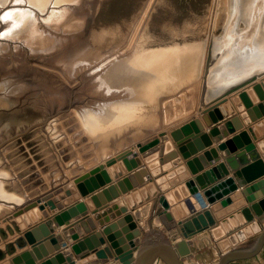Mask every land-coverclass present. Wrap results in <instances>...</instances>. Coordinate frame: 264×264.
I'll use <instances>...</instances> for the list:
<instances>
[{"label": "rangeland", "instance_id": "obj_1", "mask_svg": "<svg viewBox=\"0 0 264 264\" xmlns=\"http://www.w3.org/2000/svg\"><path fill=\"white\" fill-rule=\"evenodd\" d=\"M258 1L0 0V247L10 237L12 252L34 241L35 210H59L52 217L67 231L85 210L63 209L87 197L75 179L103 165L91 185L102 172L110 183L120 175L106 160L127 148L154 174L176 166L173 131L264 74ZM154 137L143 154L136 145Z\"/></svg>", "mask_w": 264, "mask_h": 264}, {"label": "crops", "instance_id": "obj_2", "mask_svg": "<svg viewBox=\"0 0 264 264\" xmlns=\"http://www.w3.org/2000/svg\"><path fill=\"white\" fill-rule=\"evenodd\" d=\"M242 90L237 91L233 93V95H230L228 97V102L230 101L232 108H228L227 114H223L222 118H217L215 113L213 112V117L215 119L213 117L212 119L210 118V122L208 123L203 118H201V114H198L202 119V124L204 127L201 134H208L210 128L224 126V128L222 129H226L228 133L225 136H222L221 139L218 140L215 137H210L212 144L208 147H204L203 142L201 141L200 137H198L197 139L199 140V144H192L193 149H195L196 151H198L201 147H203L204 149L202 151H199V153L197 152L193 155H191L193 149L187 150L188 154H190L189 158H186L184 154L180 152L178 148H176L177 144H174V149H176L178 153L180 163H178L176 166H169L168 164L166 170L161 174H154L149 169L146 174L139 173L134 178L138 185L133 188L134 190L132 192L121 194L114 200L107 201V203L100 208H96V206L90 199V196L96 194L99 191L104 192L105 190H109L108 194L109 196H111L112 192L110 190V186L114 187V185H116L118 181H122L125 177L129 176V174H137L141 169V165H139L133 171L123 173L116 179H113L110 183L100 186L97 190H95L87 197H83L79 200H75L69 203V206L67 205L63 209L69 208L73 205L75 206V204L77 205L79 202H83L85 209L83 210V213L85 212L86 214L84 215L83 213H81L69 217V219L66 221V223L68 224L66 227L67 231H63L64 229L61 230V227L56 224V221L53 219L54 217H52L53 214L60 212L59 210H46L45 213L43 211L35 210V214H31L32 217L33 215H35V217L33 218L36 219V222L38 221L33 225L35 227L38 225V228H35L34 230V238H32L34 241L31 244L27 243L23 248L19 250L16 249V251L12 252L9 247L10 244L14 243L15 241L12 240V237H10L7 240V244L9 245L7 249L0 247V264H14L13 259L21 256L22 253L27 251L32 253V257L34 258L36 264H41L46 260L56 257L57 254L61 253L65 249H69L71 252V254L64 256V263L67 264L71 261H76L77 264H122L119 260H115L113 258H109L106 261L100 260L98 258H92L94 257V254H91L85 259H79V257L70 247L72 244L84 241L85 238H89L91 235L96 234V232L102 231V228L104 226L117 221L119 218H122L126 214H133L134 210L141 209L144 205L149 203L152 204V207L147 219H144L148 220V227L145 228V226L141 224L142 221H138L134 218V221H136V223L138 224V228H140L142 231V234L140 236L141 242L134 248V258L136 260L135 264H170L168 259H171L172 257L183 264H207V261L209 262V259L207 258L212 256H215L217 261H219L218 264H220L222 255L226 252H233L234 254L238 255L237 258L230 260L227 264H264V244L258 252L253 254V251L257 246L258 238L262 234V232L253 234L237 245L230 244V246L225 251L222 250V247L220 245V243H222L223 245H229L230 241L228 240V238L231 235H235L239 231L245 230L254 222L259 223L262 230H264V214L260 217L255 216L253 221H246L245 216L242 214V216L240 218H237L235 222L244 221V224L241 225L238 229L234 230L232 233H227V235L220 239L214 238L211 232L212 228L220 227V223L222 220L227 219L238 212H241L243 208L249 207L252 203L264 199V184L260 187L249 190L254 184H257L264 180V115L254 121H251L250 123L246 122L245 118L242 116V110H240L238 104L233 101V97L238 95ZM245 110L246 109H244V111ZM233 118H237L238 122H232L234 131L231 132L228 127H225V124L227 121H230ZM250 128H253V133L249 130ZM221 132L223 133L222 130ZM243 132H246V136H242L240 138V143L234 142V137L241 135V133ZM219 144L226 147V150H229L230 154L227 155L225 154L224 150L219 149ZM251 145H253L255 148L253 151L249 152L247 151V147ZM211 149L217 150V156H214L210 153ZM208 152L209 154H207ZM240 154H243V159L240 158ZM226 158H235V161L238 163L239 168L244 170V172L246 171L245 168H248V171L243 173L244 179L247 180L246 183H243L240 178L234 175L235 169H233L231 165L226 161ZM189 162H194V169L191 168ZM257 162H260V165H257ZM221 163H225V166L229 173L225 175L221 171H217V176L219 179H216V181L212 179V182L208 185L207 188L199 189V193L202 194L206 205L202 209H200V211H196L195 213L196 215L203 210L211 209L212 206L220 205V207H218L217 209L211 210L212 216L216 220V224L209 229L203 230L199 233L194 234L190 238H187V243L191 249V253L187 256L182 257L178 254L176 248H174V244L181 239L179 233L176 232L172 234L168 232L160 222L159 217L153 214L159 196L163 193H166V191L160 190L159 185L156 184V178H158L162 174H166L167 172H169V180L166 181H168L169 183H173L169 190H173V193L176 196L177 200L176 203H178L182 201L187 195L188 190L187 188L185 189V185H187L188 189L192 192L193 186H198L195 177L209 172L211 169L217 167ZM144 165L145 163H143L142 166ZM251 165H253L252 168H250ZM181 167H183L185 171L177 173L176 170ZM185 172L187 173V177H185ZM172 173L175 174L171 176ZM230 179H232V182L228 183L226 187H224V189H221L218 193L212 192V194H210L211 196L216 197V199L213 203H208L205 192L211 191V188H213L214 186H217L222 182H227ZM151 183L156 188L157 193L155 195H150V198L148 200L144 199L142 203L137 204L135 208H132L127 199V195L132 196L134 201H136V195L143 198L145 195L150 194L151 191L148 188V185ZM234 185L236 186L235 188H233ZM117 189L114 188V191H116ZM243 191H246L247 193L245 194ZM219 193L221 194L220 197L218 196ZM108 194H104V198H106V200L108 198ZM236 195L239 196L235 198ZM230 198H233L232 201H230L226 205H221V202ZM248 198H253V200L249 201ZM122 207H126L127 210L119 214V209H121ZM95 210L98 211L95 212ZM218 212H223L224 215L218 217ZM43 213L47 214L48 216L43 218ZM31 216L30 218H32ZM191 216L182 218L181 221H185ZM48 219H53L54 221L51 224L47 225L45 221H48ZM42 223H45V227L39 228L42 227L39 226ZM23 233L20 234V237L23 236ZM58 235H63V241H59L58 244H63V242L66 244L62 247V251L56 250L58 244H54L50 240L51 236ZM74 236H76L77 239H74ZM20 237L19 239H21ZM102 238L105 239V243L102 244L99 248L110 246V242L107 240V236L105 234H102ZM34 245L37 246L36 251H34ZM86 250H82V252H85ZM111 250L112 252L114 251L112 248ZM209 253L211 256H209ZM58 264H61V262H59Z\"/></svg>", "mask_w": 264, "mask_h": 264}, {"label": "water", "instance_id": "obj_3", "mask_svg": "<svg viewBox=\"0 0 264 264\" xmlns=\"http://www.w3.org/2000/svg\"><path fill=\"white\" fill-rule=\"evenodd\" d=\"M240 90L242 91L239 92L238 95L233 97V101L237 103L239 109L242 110V116L245 118L246 122L250 123L251 121H254L257 118L262 117V115H264V74L260 75L259 77H252L248 80L240 82L239 84L228 89L220 98L216 99L215 101H212L204 109H200V113L203 119L208 122L210 118L212 119V117L214 116L213 112L215 113L217 118H222L223 114H227L228 112V96ZM244 109L246 110L244 111ZM232 122H238V119L233 118L232 120L227 121L225 124V127H228L231 132L234 131V128L232 127ZM222 128H224V126L210 128L208 134H201L202 130L204 129L202 119L194 118L191 121L184 123L182 126H180V128L174 130L172 136L174 137L177 145H181L182 143L193 139L195 140L194 143L199 144V140L197 138L200 137L201 141L204 144V147H208L212 144L210 137H215L219 140L222 138V136H225L228 133L226 129L224 130ZM221 130L223 131V133L221 132ZM249 130L253 133V128H250ZM242 136H246V132H243L241 133V135L234 137V142L240 143L239 141ZM159 137L163 139V146L161 151H164L166 149L164 143L169 140V135L167 132H161L159 134ZM155 140H157L156 137L149 140L147 139L144 142L138 143L136 146L140 148L141 152L144 154L145 151H147L148 146ZM188 147H191V149H193L192 143H190ZM172 148L173 146L171 144L168 145V149ZM254 148L255 147L253 145L248 146L247 151L251 152L254 150ZM200 149H203V147H201ZM180 150L185 157L189 156L187 152V147H181ZM210 153L214 156H217L216 149H211ZM225 154L229 155V150H226ZM172 156L175 157L176 153H172ZM137 158L138 152L134 149V147L127 148L126 150L115 155L114 157L107 159L106 166L115 167L117 171L116 173L122 175L124 171L130 172L139 166ZM240 158L243 159V154H240ZM173 161V165H177L178 163H180V159L178 158ZM226 161L231 165L233 169H235L234 175L240 178L243 183H246L247 180L244 179L243 173L248 171V168H245V172L244 170L240 169L238 163L235 161V158H226ZM193 163L194 162H189L191 168L194 167ZM257 165H260V162H257ZM169 166L171 165L169 164ZM252 167L253 165L250 166V168ZM104 168L105 166L103 165L96 166L90 171V173L83 174L75 179V182L78 185L83 196L90 195L100 186L105 185L106 182H109V178L106 177V174L104 172H102L101 176L103 177L100 176L98 181L94 183V185H91V175H97L101 173V170ZM182 171H185L183 167L178 168L176 170L177 173ZM217 171H221L225 175L229 173L225 166V163H221L217 167L211 169L209 172L204 173L201 176H196L195 180L198 186H193V191L191 192L188 189V186L185 185V189L187 188L188 190L187 195L182 201L178 203H176V196L173 192L163 193L158 198L153 214L159 217L160 222L168 232L172 234L176 232L179 233L181 239L174 244V248H176L178 254L182 257L187 256L191 253V249L187 243V238H190L194 234L199 233L203 230L209 229L216 224V220L213 218L211 210L217 209L218 207H220V205L212 206L211 209L203 210L197 213L196 215L195 213L196 211H200V209H202L206 205L202 194L199 193V189L207 188L208 185L212 182V179L215 181L216 179H219L217 176ZM139 173L146 174L147 170L141 168L137 174H129V176L125 177L122 181H118V183H116L114 187L111 186V196H109L108 194L109 190H105L104 192L99 191L96 194H93L90 199L92 200L96 208H100L105 205L107 201H111L117 196H119V194L132 192L134 190L133 188L138 185L134 178ZM174 174L175 173H172L171 176ZM185 177H187L186 172ZM156 182V184L159 185L160 190L162 191H165L170 186V183L166 181V177L157 179ZM231 182L232 179L228 180L227 182H222L217 186L211 188V191L205 192L207 202L210 204L213 203L216 197L211 196L210 194H212V192L218 193L221 189H224V187H226L228 183ZM263 184L264 180L257 184H254L249 190L260 187ZM235 187L236 186L234 185L233 188ZM114 188L119 189L114 191ZM148 188L151 191L150 194L145 195L143 198H141L140 196L138 197L136 195V201L133 200L132 196L127 195V199L132 208H135L137 204L142 203L144 199L148 200L150 198V195H155L157 193V190L152 183L148 185ZM243 192L245 194L247 193L246 191ZM104 194H108L107 200L106 198H104ZM218 196L220 197L221 194L219 193ZM237 196L239 195H236L235 198ZM172 198H174L175 200ZM232 199L233 198L224 200L223 202H221V205H226L227 203L232 201ZM248 200L252 201L253 198H248ZM39 203V200L37 202H33L27 205L25 207V210L29 211L30 209L35 208L36 206H38ZM43 207L44 206L41 205L40 209H43ZM151 207L152 204L149 203L144 205L141 209L134 210L133 214H126L122 218H119L117 221L104 226V228L102 229L103 233L98 231L96 232V234L91 235L89 238H85L84 241L72 244L70 248L76 253L79 259H85L91 254H94V257L92 258H98L103 261H106L109 258H113L115 260H119L122 264H135L136 260L134 258V248L137 246V244H140L141 242L140 236L142 234V231L140 228H138V224L136 223V221H134V218L138 221H142L141 224H143L145 228L148 227V220L144 219H147ZM52 208L55 207L52 206ZM126 210V207H122L118 213L120 214L121 212H125ZM96 211L98 210H95V212ZM242 214L245 216L246 221H253L255 216H262L264 214V199L252 203L249 207L243 208L241 212H238L235 215L222 220L220 223V227H215L211 229L214 238L220 239L227 233H230L234 229H237L241 225H243L244 221L235 222V220L237 218H240ZM223 215V212H218L217 214L218 217H221ZM188 216L191 217L186 219L185 221H181L182 218ZM259 231H261L262 234L259 236L257 246L253 251V254H255L260 250V248L264 244V230H262L259 223L256 222H254L250 227L246 228L245 230L239 231L235 235H231L228 238V240L230 241L229 245H223L222 243H220L222 250H227L230 244L237 245L241 241L247 239L248 236L258 233ZM102 234H105L107 236V240L110 242V246L99 248L102 244L105 243V239L102 238ZM74 239H77V237L74 236ZM50 240L54 244H58L59 241H63V235L51 236ZM65 245L66 244L64 242L63 244H58L56 250H61L62 247ZM36 247L37 246L34 245V251L37 250ZM110 247L114 250L113 252ZM82 250L86 251L82 252ZM68 254H71L70 250L65 249L61 253L57 254L56 257L46 260L41 264H58L59 262H61V264H67L64 263V256ZM237 257L238 255L234 254L233 252H226L222 255L220 264H227L230 260H233ZM168 260L170 264H183L174 259L173 257L171 259L169 258ZM13 263L36 264L34 258L32 257V253L29 251L24 252L21 254V256L14 258ZM68 264H77V262L71 261Z\"/></svg>", "mask_w": 264, "mask_h": 264}, {"label": "bare ground", "instance_id": "obj_4", "mask_svg": "<svg viewBox=\"0 0 264 264\" xmlns=\"http://www.w3.org/2000/svg\"><path fill=\"white\" fill-rule=\"evenodd\" d=\"M262 1H264V0H259L258 2L260 3V2H262ZM262 7H263V5H262ZM262 7H261V8H262ZM256 61H257V62H260L259 59H257ZM238 65H239V64H238ZM238 65H236V66H238ZM233 67H234V66H231V68H233ZM211 75H212V74H211ZM172 199H174V198H172ZM174 200H175V199H174Z\"/></svg>", "mask_w": 264, "mask_h": 264}]
</instances>
